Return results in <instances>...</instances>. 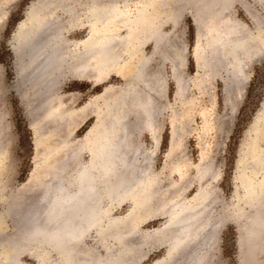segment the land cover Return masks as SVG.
Here are the masks:
<instances>
[{"label":"rangeland","instance_id":"374dc122","mask_svg":"<svg viewBox=\"0 0 264 264\" xmlns=\"http://www.w3.org/2000/svg\"><path fill=\"white\" fill-rule=\"evenodd\" d=\"M32 1L35 0H13L7 12L0 7V11L3 10L5 14L0 20V144L5 151L0 158V216L5 222L0 236L16 230L14 216L4 213L7 204L5 207L3 198H7L9 194L11 197L16 196L20 190L28 191L31 201L40 205L36 187L30 184L34 177L47 169L51 159L56 162L63 157L66 159V152L72 149L77 153L76 160L72 162H76V165L86 164L89 160L87 148L91 137L88 131L96 120V114L101 111L103 100L99 98L100 94L104 88L110 87L107 97L114 95L124 86L125 81L121 77L132 70L134 61L150 54V60L142 67L143 73H148L145 78H149V94L142 89L139 94L141 98L151 100L150 109L154 110L152 112L158 140L153 146L149 135L142 129L141 116L133 117L135 114H129L127 131L132 146L127 149V160H135L139 166L148 165L151 175L155 177L157 196L169 191L173 200L179 196L183 202L191 204L192 197L202 187L208 191L210 218L212 217L209 221L213 224L218 216L220 226L214 236L216 243L205 247L206 264H264V246L260 251L252 253L247 238L240 230L244 220L237 211H247L240 179L241 171H247L250 166L246 162V154L250 150L257 127H261L259 123L264 131V1L226 0L224 3L219 0L205 11L199 6L200 0H166L165 3H161L163 0H113L119 6L122 3L120 8L129 15L134 14L144 3H157L154 5L159 6V11L154 14L153 19L160 36L156 41L157 47L153 46L155 40L149 39L130 55L127 51L132 45L125 40L116 47V51H119L116 67L115 64L108 66L107 70H111L99 82L63 71L59 76H54V82L50 78L45 81L46 84L40 87L37 85L38 92H31L28 103L35 113L32 117L34 124H40V131L43 133L53 129V134L56 135L54 141H65L71 147L68 151L56 150L57 152L48 155L41 151L49 144L46 137L38 139L40 150L34 147L29 120L14 90L20 86L14 72L11 47L15 42L16 27L24 20L27 7ZM219 3H222L221 6H215ZM218 10L225 22L237 24L243 30V35L251 36L246 42L251 46V53L246 57H239V73L231 71L228 55L226 58L222 52H218L214 56H208L212 33L222 26L218 22ZM153 20L149 19V24ZM259 28L261 38H256ZM120 35L125 36L122 31ZM120 45H124L123 49ZM45 88L48 89L46 93ZM153 90H156V98ZM31 91L34 89L31 88ZM49 93L52 97L47 96ZM42 99L47 100L51 111L58 109V103L61 102L58 112L62 111L64 114L46 121L43 116L45 111H39ZM171 131L174 132V140L170 143ZM69 168L68 173L72 170L71 166ZM207 168L205 177L199 179L201 171ZM73 174L74 171L67 177V181ZM259 178L261 175H253L252 180L257 181ZM67 186L71 188L69 183ZM113 204L109 210L111 218H121L130 209L128 200ZM140 218L135 225L137 233L126 237V242L131 245V252L124 256L122 264H153L164 256L166 245L157 243L158 238L148 237L147 234L160 227L166 216L158 214L146 218L142 213ZM209 233L206 232L205 237L210 242ZM97 238L94 228L82 238V248L79 246V249H82L83 255H86L87 250L95 259L104 260L107 254L118 253L116 241L109 239L106 245ZM179 258L180 252L172 256L173 261ZM43 260L36 253L25 251L19 253L17 264H43ZM45 263L65 264L55 251H49Z\"/></svg>","mask_w":264,"mask_h":264},{"label":"bare ground","instance_id":"6f19581e","mask_svg":"<svg viewBox=\"0 0 264 264\" xmlns=\"http://www.w3.org/2000/svg\"><path fill=\"white\" fill-rule=\"evenodd\" d=\"M217 1L219 0H200L199 6L206 11ZM155 2L154 4H157ZM162 2L165 3L166 0ZM12 4L13 0H0V7L5 11L9 10ZM144 4L133 12L134 14L131 13L132 15L123 11L113 0H35L28 5L24 20L16 27L15 42L11 47L14 72L20 86L14 90L29 120L34 147L38 149V139L42 136L49 141L48 146L41 149L42 154H52L56 150L65 152L71 147L65 141L56 143L53 129L43 133L40 131V124H34L32 117L35 113L28 104L31 92L37 93V85L40 87L46 84L47 79L52 78L54 82V76H59L63 71L99 82L111 70H107L108 66L115 64L116 67L119 62L117 46L125 40L127 44L132 45L127 51L130 55L149 39L155 40L153 46L156 48V41L160 36L153 19L154 14L159 11V6ZM2 11L0 20L5 16ZM216 13L219 15V10ZM149 19L153 20L150 24ZM218 20L222 26L212 33L208 56H214L218 52H222L225 57L228 55L231 71L239 73V57L248 56L251 46L246 42L251 36L243 35L240 26L225 22L220 15ZM255 20L257 21L256 18ZM121 31L125 36L120 35ZM256 38H261L260 28ZM123 46L120 45L122 49ZM149 56L150 54L140 56L134 61L132 70L121 77L125 81L124 86L114 95L107 97L110 87L104 88L100 94L99 98L103 100L101 111L96 114V120L88 131L91 137L88 141L89 160L86 164L76 165V162H72L77 158V153L72 149L69 153L66 152L67 157H63L64 160L62 158L56 162L51 159L47 169L34 177L30 184L36 187L41 206L31 201L28 191L20 190L16 196L11 197L9 194L10 197L3 198L4 205L7 204L4 213L14 216L16 230L6 236H0V264H17L19 253L25 251H32L43 257V264L49 251H55L65 264H122L124 256L131 252V245L126 242V237L137 233L135 225L141 219L142 213L146 218L158 214L166 216L160 227L149 234L145 233L148 237L158 238L157 243L166 245L164 256L153 264H206L205 247L216 243L214 236L220 226L218 216L213 224L209 221L211 210L209 211L208 191L202 187L203 191L192 197L191 204L183 202L178 195L177 199L173 200L169 191L157 196L155 177L151 175L148 165L139 166L135 160H127V149L132 146L127 131L129 114H135L133 117L141 116L142 129L149 135L153 146L158 140L152 112L154 110L150 109L151 100L147 97L141 98L139 94L140 89L144 93L150 89L149 78H145L148 73L144 72V76L142 71L143 66L150 60ZM31 88L34 91H31ZM45 89L46 93L48 89ZM49 91L52 92L51 89ZM154 91L156 92H152ZM155 92L153 95L156 98ZM49 94L47 96L52 97V94ZM46 101L44 99L39 107L40 112L42 109L45 111L42 112L46 121L57 119L54 117L64 114L62 111L58 112L61 102L58 103V109L51 111ZM259 125L262 127L261 123ZM261 127H257L254 140L249 146L250 150L246 154L249 169H242L240 173L247 211L237 210L244 220L240 230L247 238L253 254L264 246V131ZM173 131L170 132V143L174 140ZM4 152L0 144V158ZM70 166L72 170L68 173L67 168ZM72 171L74 174L67 181ZM207 172L208 168L201 171L199 179L205 177ZM258 174L261 175L260 180H252L253 175ZM67 183L71 186L70 189ZM123 200L130 202L128 213L121 218L109 217L112 204ZM1 216L0 233L5 228ZM93 228L97 239L105 244L109 239L116 241L119 246L118 253L107 254L104 260L95 259L87 250L86 255H83L82 249H79L81 240ZM206 232L211 233L210 242L206 241ZM176 252H180V258L173 261L172 256Z\"/></svg>","mask_w":264,"mask_h":264},{"label":"water","instance_id":"95a60500","mask_svg":"<svg viewBox=\"0 0 264 264\" xmlns=\"http://www.w3.org/2000/svg\"><path fill=\"white\" fill-rule=\"evenodd\" d=\"M104 88V87H103Z\"/></svg>","mask_w":264,"mask_h":264}]
</instances>
